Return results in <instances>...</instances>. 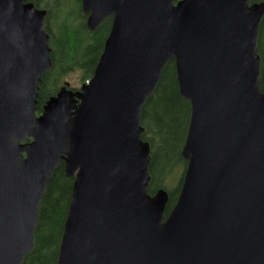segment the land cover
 I'll return each instance as SVG.
<instances>
[{"label": "water", "instance_id": "water-1", "mask_svg": "<svg viewBox=\"0 0 264 264\" xmlns=\"http://www.w3.org/2000/svg\"><path fill=\"white\" fill-rule=\"evenodd\" d=\"M87 28L112 18L89 84L37 115L52 66L47 11L0 0V264L35 247L40 202L64 162L74 177L58 264H264V1L81 0ZM174 59L191 104L179 198L148 191L141 113Z\"/></svg>", "mask_w": 264, "mask_h": 264}, {"label": "trees", "instance_id": "trees-1", "mask_svg": "<svg viewBox=\"0 0 264 264\" xmlns=\"http://www.w3.org/2000/svg\"><path fill=\"white\" fill-rule=\"evenodd\" d=\"M28 1L34 2L38 8L48 9L46 28L51 36L53 67L43 77L40 85L37 114H41L47 100L55 95L66 81V75L78 72L82 83L92 78L111 30L112 18L106 19L95 31H90L85 24L86 17L81 11L80 1L56 0L54 6L50 0ZM258 1L264 0H251ZM258 53L261 58L263 88L264 18L259 30ZM190 116L191 104L180 93L176 64L172 59L167 63L154 93L146 100L141 113V124L145 128L143 139L150 143L152 156L148 191L153 194L159 188L169 190L167 214L175 206L183 183L184 172L179 177L178 186L173 188L178 177V166L183 164L185 171L187 165L181 151ZM74 180L67 177L64 163L55 169L40 202L34 250L25 258L23 264H58Z\"/></svg>", "mask_w": 264, "mask_h": 264}, {"label": "rangeland", "instance_id": "rangeland-1", "mask_svg": "<svg viewBox=\"0 0 264 264\" xmlns=\"http://www.w3.org/2000/svg\"><path fill=\"white\" fill-rule=\"evenodd\" d=\"M51 5L54 6V3L51 2ZM80 78V74L78 72H72L68 76H65V80H67L71 86H75L78 84ZM81 84V83H80ZM178 177L176 178L175 184L173 185V188H176L179 184V177L182 176L184 172V165L178 166L177 169Z\"/></svg>", "mask_w": 264, "mask_h": 264}, {"label": "bare ground", "instance_id": "bare-ground-1", "mask_svg": "<svg viewBox=\"0 0 264 264\" xmlns=\"http://www.w3.org/2000/svg\"><path fill=\"white\" fill-rule=\"evenodd\" d=\"M258 36H259V35H258ZM76 40H77V39H76ZM68 42H69V41H68ZM68 42H67V43H68ZM74 44H75V43H74ZM70 47H71V46H70ZM158 104H159V103H158ZM158 104H157V105H158ZM152 106H153V105H152ZM159 109H160V108H159ZM153 111H154V110H153ZM146 112H147V111H146ZM149 112H150V111H149ZM151 115H152V114H151ZM153 115H154V114H153ZM164 116H165V114H164ZM161 120H162V119H161ZM141 121H142V120H141ZM148 123H149V122H148ZM162 124H163V123H162ZM148 125H149V124H148ZM166 133H167V132H166ZM169 134H170V133H169Z\"/></svg>", "mask_w": 264, "mask_h": 264}]
</instances>
